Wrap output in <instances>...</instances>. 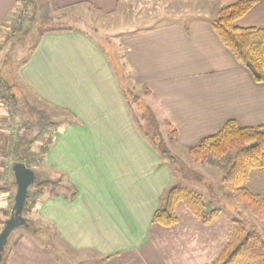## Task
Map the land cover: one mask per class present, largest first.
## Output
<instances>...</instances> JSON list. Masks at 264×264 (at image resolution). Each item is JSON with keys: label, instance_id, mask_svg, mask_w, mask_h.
Here are the masks:
<instances>
[{"label": "crops", "instance_id": "obj_1", "mask_svg": "<svg viewBox=\"0 0 264 264\" xmlns=\"http://www.w3.org/2000/svg\"><path fill=\"white\" fill-rule=\"evenodd\" d=\"M123 1L53 0L57 7L88 3L101 13L114 12ZM213 1L223 6L238 0ZM18 5L19 0H0V29ZM213 19L170 17L120 36L125 65L150 90L145 98L161 122L175 129L180 147L195 145L228 120L240 127L264 126V83L255 82L221 42ZM234 24L264 26V0ZM99 42L79 30L46 32L17 70L18 82L74 117L60 126L45 166L57 167L76 195L69 197L71 189L44 195L30 212L52 222L72 248L116 256L101 264H209V243L170 258L151 231L162 229L152 215L173 183L172 169L137 131ZM250 181L248 189L261 195L249 188ZM193 235L203 239L207 233ZM37 250L24 238L8 264H59L39 260Z\"/></svg>", "mask_w": 264, "mask_h": 264}, {"label": "rangeland", "instance_id": "obj_2", "mask_svg": "<svg viewBox=\"0 0 264 264\" xmlns=\"http://www.w3.org/2000/svg\"><path fill=\"white\" fill-rule=\"evenodd\" d=\"M38 3L41 9L37 13L33 11L32 7L24 9L23 4L18 5L0 29V76L2 73L5 74V70L11 68L12 75L10 77L11 79L15 78L14 81L18 82L16 74L19 66L29 55L39 33L42 29H46L39 21V14L42 12V8L46 7L44 4L47 3V0H39ZM220 8L221 6L213 0L173 3L168 0H126L121 2L112 13H99L82 3L74 5L65 12L71 18L83 21L87 31H95L96 37L101 40L100 44L103 49L108 52V57L118 66L120 73L127 75L131 90L141 97H148L143 93L144 85L131 76L130 69L125 65L126 48L120 44L121 34L133 28L144 27L153 20L158 21L169 16L181 20L196 16L215 17ZM24 15L33 18V22L29 24L22 21ZM20 24H23V27L21 31H18L17 28ZM68 25L79 26L80 23L74 24L73 20H69ZM26 30L27 33L24 34ZM18 83L20 89L14 90V95L17 98H20L19 96L22 94L25 95L31 104L45 110L50 120L47 128L42 134L36 136L37 140L30 147L31 168L37 172L41 179L60 180L61 183H64L57 167L45 166L46 155L58 135L53 137L41 159H38V155H40L38 151L41 145L45 144L51 132L58 134L60 126L71 121L74 117L70 112L52 105L40 97L39 99L23 84ZM19 104L22 106L21 103ZM23 109L27 110L26 108ZM134 110L136 112L135 108ZM29 116L36 119V115L32 113ZM22 121L23 117L19 113L13 114L8 104L0 98V230L3 227V222L9 217L13 205L15 185L13 184L11 166L16 162V156L12 153V145L20 134L25 133V127L21 126ZM140 122L141 124L144 123L143 121ZM36 132L35 129L32 130L31 136H34ZM164 136L167 151L177 156V164L172 169L174 179L172 184L181 185L199 194L205 203V210L210 212L212 209H216L217 215L211 223L204 224L190 214L183 203H179L176 212L178 222L175 225L171 227L158 225L162 229L151 227V231L158 235V245L163 253L165 252L170 258H176L181 254V250L185 252L188 247L205 242L206 245L210 244V257L214 259L228 238L232 220H242L248 226H255L259 231L263 230V222L254 217L242 205L237 204L232 196L224 192L221 184L222 173L217 167L208 163L193 161L187 154V148L168 141V131H164ZM250 177L249 188L264 196V169L253 170ZM34 190V184H31L28 191L34 192ZM59 193H63L62 189L57 191V194ZM45 197L50 196L46 194ZM41 198L39 197L37 201L40 202ZM26 217L36 227H40L41 232L39 234L32 233V229L24 226L15 228L8 237L2 264H8L13 249L24 238L36 250H39L36 254L39 260H54L59 264H101L116 257L110 255L100 258L90 251L72 248L58 235L52 222L48 219L44 220L34 212H27ZM194 233H207L209 238L204 235L206 237L201 239L197 235H193ZM192 236L193 238H191ZM245 263L249 264V262L239 264Z\"/></svg>", "mask_w": 264, "mask_h": 264}, {"label": "trees", "instance_id": "obj_3", "mask_svg": "<svg viewBox=\"0 0 264 264\" xmlns=\"http://www.w3.org/2000/svg\"><path fill=\"white\" fill-rule=\"evenodd\" d=\"M38 1L19 0V5L23 4L24 9L32 7L33 11L37 13L41 9ZM168 1L173 3L189 0ZM256 1L238 0L223 5L211 23L221 42L233 53L236 60L251 72L254 81L264 83V26L241 28L234 24L238 18L250 10ZM82 4H86L101 13L88 3ZM44 5L46 7L42 8L43 10L39 14V21L46 29H42L39 33L29 53L32 52L41 36L46 32L79 30L87 33L91 37H96L94 30L87 31L85 29L86 24L83 21L81 22L79 19L71 18L65 12V10L74 5L57 7L53 0H47V3ZM168 18L170 16L158 21L153 20L147 23V26L155 22L167 20ZM69 20H73L74 24L78 22L80 25H68ZM22 21L31 24L33 18H28L27 15H24ZM22 27L23 24H20L17 28L18 31H21ZM25 33H27V30ZM106 54L109 56L107 51ZM109 60L137 131L167 160L170 168L174 169V166L177 164V156L167 151L164 131H168V141L176 142L175 129L168 121L164 120L161 122L150 102L145 97H141L131 90L127 75L120 73L118 66L113 63V60L111 58ZM4 73L0 76V98L8 104L13 114L19 113L23 117L21 126L25 127V133L20 134L13 143L12 153L16 156V162H23L26 166L31 167L32 157L30 155V147L37 140L36 136L42 134L44 129L47 128L50 120L46 111L31 104L25 98V95L22 94V96H19L20 98L14 95V90L18 91L20 87L19 83L17 84L10 77L12 75V69L8 68ZM143 93L150 95V90L144 87ZM31 113L36 115V119L30 118L29 115ZM140 121L144 123L141 124ZM34 129L37 132L34 136H31L30 132ZM55 135H58L57 132L56 134L51 132L48 135L45 144L41 145L38 151L40 154L38 155V159H41L44 155L46 147L51 143ZM187 154L195 162L208 163L209 165L211 164L217 167L222 173L221 184L224 192L232 196L237 204L242 205L264 224V197L251 192L247 187L251 172L253 170L264 169V126L240 127L234 120H228L216 133L208 135L195 145L187 147ZM34 172L36 176L34 183L35 190L34 192L27 191L22 208V215L26 218V222L28 223L27 227L32 229V233L39 234L41 228L36 227L26 217L27 212L31 211V208L39 197L46 194L56 196L59 195L57 194L59 189H71L69 197L72 198L76 195V191L74 188H70L64 183H61L60 180L41 179L35 170ZM60 178H62L61 175ZM179 203H183L190 214L204 224L211 223L217 215L216 209H212L210 212L205 210V203L199 194L181 185L172 184L167 188L159 205L154 210L152 223L163 227L175 225L178 222L176 206ZM3 259L4 257L2 256L0 264L3 263ZM241 262L264 264V228L262 231H259L257 227L248 226L242 220H232L230 232L225 244L209 264H239Z\"/></svg>", "mask_w": 264, "mask_h": 264}, {"label": "water", "instance_id": "obj_4", "mask_svg": "<svg viewBox=\"0 0 264 264\" xmlns=\"http://www.w3.org/2000/svg\"><path fill=\"white\" fill-rule=\"evenodd\" d=\"M11 171L14 179L15 194L10 215L3 222V227L0 230V262L10 233L17 227L28 226L26 218L22 215V208L29 186L36 181L34 170L23 162L13 163Z\"/></svg>", "mask_w": 264, "mask_h": 264}]
</instances>
